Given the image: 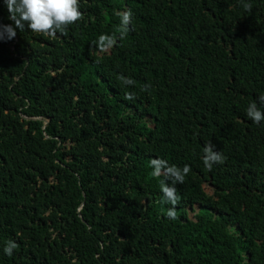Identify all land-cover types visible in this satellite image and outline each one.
<instances>
[{"label": "trees", "instance_id": "16d2710c", "mask_svg": "<svg viewBox=\"0 0 264 264\" xmlns=\"http://www.w3.org/2000/svg\"><path fill=\"white\" fill-rule=\"evenodd\" d=\"M79 8L0 42V249L18 245L0 264H264V121L245 113L264 109V0ZM153 158L190 171L153 176Z\"/></svg>", "mask_w": 264, "mask_h": 264}, {"label": "clouds", "instance_id": "9594fccd", "mask_svg": "<svg viewBox=\"0 0 264 264\" xmlns=\"http://www.w3.org/2000/svg\"><path fill=\"white\" fill-rule=\"evenodd\" d=\"M3 4L9 24L0 23V42L12 40L19 30L25 28L33 33L45 34L54 37L57 32H63L67 27L78 21L82 12L79 8V0H0ZM245 8L250 7L245 3ZM131 13L124 12L122 15V25L129 23ZM126 30V28H125ZM120 80L126 85H132L133 79L120 75ZM131 95L129 94V97ZM246 115L256 123L264 121V109L257 106L256 103L250 102L245 110ZM205 168L211 169L214 164L221 163L223 160L222 153L215 150V146L209 142L203 147L201 156ZM153 176H160L163 171L167 179L175 183H183L185 176L190 171V165L185 163L182 166L168 164L161 158H153L150 161ZM175 183L161 182V192L164 202L172 205L166 210L169 218H176L175 205L178 201V192ZM79 211V209H77ZM18 247L14 240H7L3 245L2 251L6 256H11L13 250Z\"/></svg>", "mask_w": 264, "mask_h": 264}]
</instances>
